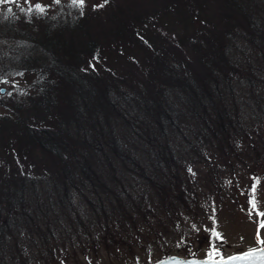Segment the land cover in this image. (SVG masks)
<instances>
[{
  "label": "trees",
  "instance_id": "obj_1",
  "mask_svg": "<svg viewBox=\"0 0 264 264\" xmlns=\"http://www.w3.org/2000/svg\"><path fill=\"white\" fill-rule=\"evenodd\" d=\"M0 85V264L181 239L264 128V0L0 4Z\"/></svg>",
  "mask_w": 264,
  "mask_h": 264
},
{
  "label": "rangeland",
  "instance_id": "obj_2",
  "mask_svg": "<svg viewBox=\"0 0 264 264\" xmlns=\"http://www.w3.org/2000/svg\"><path fill=\"white\" fill-rule=\"evenodd\" d=\"M0 88H4V95L12 94L8 85H0ZM253 140L255 143L240 144L245 160L228 172L222 171L225 181L219 189L217 186L204 189L202 200L210 210L186 216L182 223L188 232L186 236L130 251L115 244H100L96 251H88L86 244L85 249L75 255L58 254L50 264H150L168 255L210 257V251H218L219 256H212L217 258L264 245L257 242V229L264 222V215H260L264 212V128L258 136L253 135ZM245 143H248L247 149ZM247 151L254 153L248 158ZM205 166L207 169L211 163ZM202 184L206 185L204 181ZM253 200L255 207L251 203ZM213 229L220 234L219 240L211 236ZM260 239L264 240V228H260Z\"/></svg>",
  "mask_w": 264,
  "mask_h": 264
},
{
  "label": "water",
  "instance_id": "obj_3",
  "mask_svg": "<svg viewBox=\"0 0 264 264\" xmlns=\"http://www.w3.org/2000/svg\"><path fill=\"white\" fill-rule=\"evenodd\" d=\"M0 93H4V88H0ZM257 252L259 253L260 250H264V245L256 248ZM250 249L244 250L242 252L238 253H233L230 255H227L225 257H220V258H207V257H182L178 255H168L166 257H162L150 264H210V261L218 262L220 260H227L230 257L233 256H243L245 253H247ZM237 264H264V261H262L259 256L256 257H250L246 260L239 261Z\"/></svg>",
  "mask_w": 264,
  "mask_h": 264
},
{
  "label": "snow or ice",
  "instance_id": "obj_4",
  "mask_svg": "<svg viewBox=\"0 0 264 264\" xmlns=\"http://www.w3.org/2000/svg\"><path fill=\"white\" fill-rule=\"evenodd\" d=\"M11 2H13V0H0V4H7V3H11ZM55 2L59 3V0H55ZM73 3L82 7L84 4V0H73ZM36 8H37V10H39L41 12L43 11V9L40 7V5H36ZM9 11H11V10L9 9ZM253 192H255V185H253ZM251 203H253V207H255L254 200L251 201ZM260 215H264V212H262ZM260 228H264V222H262L257 229V242L258 243H264V240L260 239ZM211 236L213 238H216L217 240L220 239V234L218 232H216L215 229H213ZM211 247L215 248L216 246L211 245ZM209 256L210 257L219 256V252L218 251H215V252L210 251ZM256 256H259V258L262 261H264V250H260L258 253L256 249H250L243 256H233V257L228 258L227 260L222 259L218 262V264H237V262H239V261H243V260H246L250 257H256ZM210 264H216V262L210 261Z\"/></svg>",
  "mask_w": 264,
  "mask_h": 264
}]
</instances>
